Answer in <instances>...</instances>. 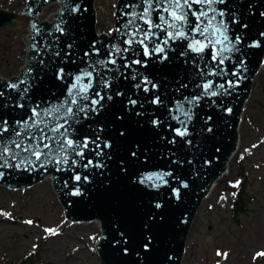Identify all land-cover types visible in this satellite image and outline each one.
<instances>
[{
    "label": "water",
    "instance_id": "obj_1",
    "mask_svg": "<svg viewBox=\"0 0 264 264\" xmlns=\"http://www.w3.org/2000/svg\"><path fill=\"white\" fill-rule=\"evenodd\" d=\"M94 2L27 0L17 13L0 7V28H7V35L18 29L27 47L26 55L21 57L25 64L19 73L0 78V92L3 93L0 96V121L6 119L10 128H17L15 122L28 119L32 107L48 108L59 104L82 69L93 72L91 78H82L84 84L89 79L93 82L90 97H94L97 91L105 97L97 113L88 112L86 118L84 113H80L78 122L70 121L66 125L72 130L70 138L83 141L88 137L99 148L90 143L83 149V157L71 152H54L57 159L68 155L67 165L52 162L41 167V161L31 156L33 163L25 161L17 167L20 157L15 160L9 157L11 166L0 167L3 173L0 185L11 189L27 188L51 176L66 219L99 222L101 234L95 246L101 264H181L192 222L236 151L242 106L263 62L264 0H226L225 4L213 5L218 11L226 12L224 20L229 25L230 37L233 40L237 35L242 38L237 45L239 52L225 53L231 59L219 67L218 61L213 60V52L220 46L213 49L208 40L197 33H190L188 39L169 40L167 59L163 61V54L145 57L143 47L133 44L128 52L113 53L111 58L116 59L115 65L97 64L96 61L109 58L113 45L128 47L124 43L127 39L124 33L134 29L132 26L125 28V25L132 18L133 11L142 12L147 5L143 0H117L113 27L107 34L97 32ZM51 3L59 4L57 12L48 16H53V20L47 21L48 17L44 21L38 20L43 8ZM132 5L139 7L134 9ZM166 6V3L160 5ZM200 7L208 6L193 5V9ZM17 14L29 16L27 34L22 33L24 23L16 21ZM161 14L168 18L167 13L156 11L152 14L153 19L159 22L157 17ZM211 15L209 12V17ZM220 19L217 15L209 26V32ZM190 20L194 25L195 18L190 16ZM136 23L148 28L141 20ZM204 24L208 21L205 20ZM155 31L161 39L166 38L165 32ZM193 36L206 45L203 52L189 48ZM153 39L160 43V39ZM254 43L259 46L250 47ZM153 46L149 44L150 49ZM96 50H99L98 54ZM137 59L143 63H132ZM126 64L129 66L125 67ZM61 68L66 73L62 80L57 79ZM237 68L238 75H232ZM210 69L217 72L224 69L227 75L210 74ZM133 74H136L135 80L132 79ZM144 77L157 88L147 85V92L143 90V84L136 88L134 85L141 83ZM101 79L108 81L110 86L105 88L100 83ZM21 80L25 83L18 90L8 87L9 83ZM208 81L213 84L211 90H218L216 96L203 94L202 86ZM228 81H233L234 85L230 86ZM220 84L224 85L223 89H218ZM26 87L28 92L24 93ZM109 95L112 97L110 100L107 98ZM157 96L161 103L153 104L152 100ZM186 97L192 102L186 101ZM193 97L202 98L193 101ZM130 99L137 103L130 104ZM83 103L90 105V101ZM178 103H183L185 110L190 108L193 114L187 125L190 135L184 138L174 132L181 128L174 117L179 115L184 119L176 110ZM17 104L24 106L18 107ZM11 136V131L4 133L5 139ZM105 142L111 146L104 147ZM97 151L102 154L97 155ZM73 160L77 162L75 165ZM89 160L93 165L99 162L103 167L85 168ZM161 172L171 173L164 177L167 183L146 179ZM76 174L89 179L75 181ZM185 183L187 187H183ZM77 189L81 194H74ZM174 189H179V199ZM145 244L148 250H145Z\"/></svg>",
    "mask_w": 264,
    "mask_h": 264
},
{
    "label": "rangeland",
    "instance_id": "obj_2",
    "mask_svg": "<svg viewBox=\"0 0 264 264\" xmlns=\"http://www.w3.org/2000/svg\"><path fill=\"white\" fill-rule=\"evenodd\" d=\"M26 1L0 0V7L17 13ZM116 1L95 0L98 32L110 33ZM58 8L57 3L45 6L38 19L44 21ZM16 20L27 34L29 16L17 14ZM19 32L7 35V28H0V78L17 75L25 64L21 57L27 47ZM237 137L224 174L192 222L181 264H264V255H257L264 253V56L243 103ZM244 174L251 202L246 213L233 218L231 193ZM100 234L94 221L65 218L51 176L27 188L0 185V264H101L95 246ZM31 254L34 262L26 260Z\"/></svg>",
    "mask_w": 264,
    "mask_h": 264
},
{
    "label": "snow or ice",
    "instance_id": "obj_3",
    "mask_svg": "<svg viewBox=\"0 0 264 264\" xmlns=\"http://www.w3.org/2000/svg\"><path fill=\"white\" fill-rule=\"evenodd\" d=\"M144 4L147 6L143 8L142 12L133 11L131 13V19L127 21L125 28L129 26L133 27V31L125 32L124 35L127 39L124 41L128 47L121 48L118 45H113L109 51V58L105 60L96 61L99 65L112 64L115 65L117 63L116 59H112L113 53L121 54L128 52L130 47L133 44H138L143 47L144 56L150 57L152 54H163L161 56V60L167 59L166 48L169 44V40H176L178 38L188 39L190 33H197L200 36H203L206 40H208L209 44L212 45L213 49H216V46L219 45L218 50H214L213 52V60L218 61L217 67L219 65L225 64V61L230 60V55H225V53H234L239 52V48L237 45L241 42L242 38L237 35L235 40H233L229 35V25L225 22L224 17L226 16V12L224 10H217L213 5L216 4H225L226 0H143ZM166 3V7H160L161 4ZM154 4L156 7H154ZM193 5H205L208 6L200 7L199 9H193ZM134 9L139 7V5H132ZM159 11L160 13H167L168 18L164 15H159L157 19L159 22H156V19H153V12ZM209 12L212 15L209 17ZM217 15L221 18L218 24L213 28L211 32H209V26L212 24V21H215ZM264 15V13H262ZM190 16L195 18V24L193 25L190 20ZM170 18V19H169ZM141 20L144 24L148 25V28L145 29L139 25H137L136 21ZM207 20L208 24H204V21ZM235 22V18L233 20ZM203 25V27H202ZM246 27V25H244ZM159 29L166 33V38L161 39L158 33L155 31ZM169 29H173L175 31H169ZM62 31V30H61ZM117 32L120 30L117 29ZM207 34V35H206ZM218 34V35H217ZM261 35H264L262 33ZM215 37V39H213ZM160 39V43H156L155 40ZM193 42L189 43V48H191L195 52H203L206 45L202 44L200 40L192 37ZM149 44H153L154 46L149 48ZM258 43H254L250 45V47H258ZM99 50H96L98 54ZM87 55V53H86ZM132 63L142 64L143 62L140 60H133ZM243 61H241V65ZM129 65L126 64L125 67ZM239 69L237 68L232 72V75H238ZM210 74L224 76L227 75V72L224 69H220L218 72L210 69ZM66 75L64 69H59L57 74V79L62 80ZM99 75V73H97ZM93 76V72L87 71L85 69L81 70V75H76L74 77V83L69 86L67 91V96L59 103L53 104L48 108H40L39 105H36L31 108V116L24 121H16L15 124L17 128H10L9 122L4 119L0 121V167L11 166L8 164V158L10 157L12 160H15L17 157H20L19 164L16 166L19 167L20 164H23L25 161L29 163H33L30 160L31 156H35L36 160L41 161V167L45 166L47 163L55 162L57 164L67 165L69 163L68 155H63L62 158L57 159L55 153H74L77 156L83 157L84 152L83 149L89 147V144H96L95 141L90 140V138L85 137L83 141L76 140L70 138L72 134V130L69 125L70 121L78 122V116L80 113L85 114V118L87 117L88 112L97 113L99 111V107L101 101L105 98L99 91L95 92L94 97H90L89 92L94 87L93 82L89 79L87 84L82 82L83 77L91 78ZM132 79H136V74H133ZM23 80L18 83H9L8 87L13 90H18L21 84H24ZM100 83L105 87H109L110 84L108 81L101 79ZM230 86L234 85L233 81L227 82ZM144 85V91H149L147 85H151L153 89L157 88V85L154 84L150 79L144 77L141 83L134 85L136 88H140L141 85ZM204 95L216 96L218 94V90H211L213 88V84L211 81H208L203 84ZM224 85H218V89H223ZM24 93L28 92V88L23 89ZM117 95H122V93H117ZM0 96H3V93L0 92ZM109 100L112 97L109 95L107 97ZM202 97H193V101H198ZM23 99V96H21ZM186 101H189V98H185ZM90 101V105L88 103H83ZM129 103L135 105L137 101L129 100ZM153 104L161 103L160 97L157 96L152 100ZM18 107H23V104H17ZM74 106V107H73ZM176 110L181 115H183L184 119H180V116L177 115L174 118L180 123L181 128H177L174 130L177 136L184 138L190 135L188 131V122L192 119V112L189 108L185 110L183 107V103H178L176 105ZM231 111V109H228ZM51 119H45V118ZM209 119H211L209 117ZM63 120V123L60 121ZM153 123H157V121H153ZM36 131H33V130ZM63 129V131H61ZM11 131L12 136L9 139L4 138V133ZM211 131V129H209ZM48 133H52V135H48ZM123 135V133H121ZM48 141V142H46ZM172 143H175L173 140ZM187 143H191V141H187ZM53 145H55V149L53 151ZM111 145L108 142H105L104 147H110ZM96 148H99V145L96 144ZM47 149L48 151H45ZM21 153H28V156H22ZM102 153L97 151V155H101ZM135 155V153H133ZM44 157L42 160L41 158ZM77 162L75 160L72 161V164L75 165ZM89 166L94 167H103L102 164L97 162L93 165V161L89 160L85 168ZM171 173H154L148 176L146 179L148 180H159L163 183H167L164 179L165 176H170ZM0 176H3V173L0 172ZM88 181V176L81 177L80 174H76L74 176L75 181ZM239 183V182H237ZM154 186H159L155 185ZM188 185L185 183L183 187H187ZM174 194L177 199L180 197L179 189H174ZM76 195L81 194L79 189L74 193ZM158 208L159 204L156 205ZM31 223V221H28ZM46 232H50L52 234H56L55 229H45ZM145 250H148V245H144ZM125 251H127L125 249ZM220 255V253H217ZM227 255V254H224ZM257 255H264V253H258Z\"/></svg>",
    "mask_w": 264,
    "mask_h": 264
},
{
    "label": "trees",
    "instance_id": "obj_4",
    "mask_svg": "<svg viewBox=\"0 0 264 264\" xmlns=\"http://www.w3.org/2000/svg\"><path fill=\"white\" fill-rule=\"evenodd\" d=\"M237 186L234 188L231 193V214L233 218H236L239 214H244L248 211V204L251 202L250 196L247 193V184L248 179L246 178V174L240 177L238 180ZM34 254H31L27 257L26 260H31ZM25 260V259H24ZM215 264V263H214Z\"/></svg>",
    "mask_w": 264,
    "mask_h": 264
},
{
    "label": "bare ground",
    "instance_id": "obj_5",
    "mask_svg": "<svg viewBox=\"0 0 264 264\" xmlns=\"http://www.w3.org/2000/svg\"><path fill=\"white\" fill-rule=\"evenodd\" d=\"M38 19V18H37ZM39 20V19H38ZM17 21V20H16ZM237 142H238V137H237ZM237 144V143H236ZM236 149H237V146H236ZM227 165H228V163H227ZM227 167V166H226ZM94 222L96 223V224H98V225H100L99 224V222L97 221V220H94Z\"/></svg>",
    "mask_w": 264,
    "mask_h": 264
}]
</instances>
